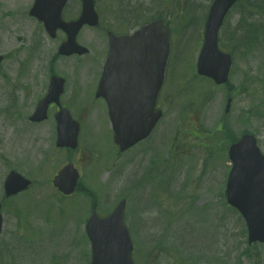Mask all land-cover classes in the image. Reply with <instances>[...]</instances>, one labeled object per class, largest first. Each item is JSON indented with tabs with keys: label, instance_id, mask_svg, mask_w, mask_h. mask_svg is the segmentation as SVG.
Listing matches in <instances>:
<instances>
[{
	"label": "rangeland",
	"instance_id": "374dc122",
	"mask_svg": "<svg viewBox=\"0 0 264 264\" xmlns=\"http://www.w3.org/2000/svg\"><path fill=\"white\" fill-rule=\"evenodd\" d=\"M153 1L155 6L151 0H97L103 25L113 26L121 10L130 12L125 18L132 28L140 25L141 20L131 13L133 6H137L143 20L162 16L178 43H174L172 72L164 96L172 92L179 98L163 97L162 103L159 99L164 115L149 142L125 155L117 153L105 107L92 98L100 52L94 57L89 51L85 70L80 69L83 61H68V64L64 61L63 70H58L66 75L68 93L74 94L76 85L82 87L83 77L86 84V88L76 90L75 98L62 99L65 105H71L72 114L81 118L80 142L88 144L80 145L79 154L71 157L73 162L77 159L84 174V188L79 193H85L102 214L112 210L121 198L127 201L131 195L126 218L136 234L137 264H264V245L248 246L243 221L224 201L229 171L227 145L242 132H252L259 138L264 154V0H244L236 6L219 36L220 46L222 44L226 52L234 56L235 67L228 88L193 79L192 69L201 46L197 36L200 30L203 33L212 0ZM183 14H186L184 20L174 18L175 15L182 18ZM25 23L26 29L34 28ZM128 25L124 28L129 29ZM249 30L253 32L248 41ZM10 34L7 30L0 31V52L11 55L4 65L5 81L9 82L14 80V63L19 62L24 53L23 49L16 50V40L8 38ZM92 36L100 42H92L95 49L107 46L100 32ZM86 40L89 44V35ZM41 60V64L36 62L39 75L34 77L38 91L44 87L45 65L50 61L47 43L42 48ZM167 76L168 72L166 79ZM20 86L17 79L10 92L6 88L5 94H0V116L4 115L10 123L0 127V199L3 181L10 170L29 178L33 184L29 195L19 200V216L11 211L13 201L5 205L0 255L1 250L6 251L7 256L21 252L18 258H11L10 264H86L90 253L82 221L90 205L88 203L84 209L82 199H76L69 206L72 216L69 212V217H65V207L73 199L62 203L59 196H52L50 179L58 166L66 162L67 154L55 148V133L48 126L35 129L27 125V120H22L25 129L15 130L21 128L15 116L29 115L38 99L28 98L25 92L22 94ZM208 95L211 98H207ZM229 98L232 102L226 115L224 110ZM87 102L91 103L86 105ZM84 105L87 107H82ZM88 155L91 156L89 165L86 163ZM95 161L98 164L95 165ZM100 168L103 170L96 173ZM150 172H153L152 191L145 186L149 179H143L148 178ZM139 178L142 189L131 190ZM20 209L31 212H20ZM30 214L41 219L34 222L37 225L32 226L31 234L26 226ZM71 224L76 226L74 230ZM41 233L45 238L43 243ZM36 243L39 245L28 252L30 260L22 255ZM0 264L5 262L0 260Z\"/></svg>",
	"mask_w": 264,
	"mask_h": 264
},
{
	"label": "water",
	"instance_id": "95a60500",
	"mask_svg": "<svg viewBox=\"0 0 264 264\" xmlns=\"http://www.w3.org/2000/svg\"><path fill=\"white\" fill-rule=\"evenodd\" d=\"M235 1L215 0L206 22L197 71L217 84L227 81L231 63L230 57L217 49V33L223 17ZM60 4L61 1L58 6ZM31 14L37 15L45 23L51 22L54 25L57 21L40 4L34 7ZM81 23H96L91 0L84 5ZM168 54V31L163 30L160 20L141 28L132 36L111 39L108 70L114 66V78L105 77L104 74L99 90H114V97L106 100L114 140L121 151L146 138L162 115L160 111L154 113L153 109ZM64 117L67 121L70 119L67 114ZM63 131L59 132L58 145H71L70 132L65 134ZM229 156L233 168L227 182V202L244 217L249 243H263L264 158L255 149L252 138L247 136L231 147ZM8 179L7 190L18 187L15 186L16 179ZM76 181L77 174L72 167H66L55 178L54 185L64 194H69ZM122 210L123 204H120L109 218L98 221L92 217L88 222L86 233L92 245L91 264H132L131 242L122 225Z\"/></svg>",
	"mask_w": 264,
	"mask_h": 264
},
{
	"label": "flooded vegetation",
	"instance_id": "af4514ba",
	"mask_svg": "<svg viewBox=\"0 0 264 264\" xmlns=\"http://www.w3.org/2000/svg\"><path fill=\"white\" fill-rule=\"evenodd\" d=\"M12 1L13 4L9 5V2ZM96 1V0H95ZM35 0H0V7H1V13H0V19H3L7 17L8 21L13 22L15 25L13 29L15 30L16 36L19 38H27V45L25 46L24 51L26 52L24 55V60L14 63L15 65V74H14V81L16 82L17 79L20 81L21 86H20V92L23 94L24 92L28 94V98H43L48 90L49 83L54 75L62 74L58 72V70L62 71L63 67L58 66V65H53V64H46L45 65V71L47 73L46 80L44 87L38 91L37 88V75H39V68L36 65V62H43L41 60V51L43 46L47 43V37L46 33L42 29V26L38 24V22L29 16V11L30 8L33 6V3ZM82 3L83 0H68L65 8V21L66 22H73L77 21L80 13H81V8H82ZM8 7H11L12 9H7ZM29 7V9H27ZM25 22H31V23H36L38 27H34L31 30L26 29V25H21V23ZM99 28L101 27V24L99 23ZM97 26V27H98ZM109 27V26H108ZM101 31L107 35L109 32L108 28L106 25H102ZM80 34V33H79ZM117 35H123V34H117ZM57 36H63L66 37L63 32H58ZM56 36V37H57ZM83 37V35H82ZM84 38V37H83ZM94 42L99 43V41L95 40L93 38ZM108 50V47H107ZM107 50H106V55H107ZM105 55V58H106ZM34 56L37 57V59L34 58ZM30 60V62H28ZM42 67V66H40ZM103 72V66L100 67L98 70V80L96 84V88L98 87V83L100 81V78L102 76ZM1 76L4 77V73H1ZM27 77H31V79H26ZM160 94H158L157 98H161ZM23 96V95H22ZM62 98V96L60 97ZM55 111H53V114Z\"/></svg>",
	"mask_w": 264,
	"mask_h": 264
}]
</instances>
